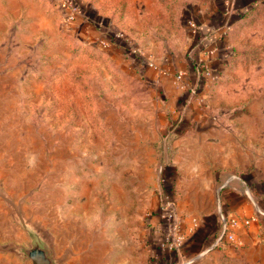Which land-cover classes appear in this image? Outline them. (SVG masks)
I'll return each instance as SVG.
<instances>
[{
	"label": "rangeland",
	"instance_id": "1",
	"mask_svg": "<svg viewBox=\"0 0 264 264\" xmlns=\"http://www.w3.org/2000/svg\"><path fill=\"white\" fill-rule=\"evenodd\" d=\"M71 1L64 22L47 0L54 37L0 31V264H31L12 250L30 243L22 220L59 264H202L213 248L231 264L236 240L212 237L223 193L211 174L227 153L247 171L264 163V0ZM190 10L220 15L213 77L193 91Z\"/></svg>",
	"mask_w": 264,
	"mask_h": 264
},
{
	"label": "crops",
	"instance_id": "2",
	"mask_svg": "<svg viewBox=\"0 0 264 264\" xmlns=\"http://www.w3.org/2000/svg\"><path fill=\"white\" fill-rule=\"evenodd\" d=\"M48 4L47 0H0V31L5 30L8 23H27L38 28L36 33L47 32L54 37L57 25L53 9ZM259 159L264 161L262 155ZM223 161L224 166L220 169L217 164L215 170L212 168L211 176L219 183V189L223 193L222 210L227 216L241 217L236 219L237 225L232 227L236 237V241L232 243L238 246L239 254L230 263L264 264V163L262 168L247 171L244 167L245 159L241 161L240 158L236 163L233 156L227 153L221 162ZM244 188L249 193L252 192L255 198L247 197ZM245 219H249V222L246 223ZM216 220L218 226L219 218L216 217ZM212 237L210 236V242ZM214 253L213 248L201 255L200 258L205 259L202 264H217V260L216 263L212 261Z\"/></svg>",
	"mask_w": 264,
	"mask_h": 264
},
{
	"label": "built area",
	"instance_id": "3",
	"mask_svg": "<svg viewBox=\"0 0 264 264\" xmlns=\"http://www.w3.org/2000/svg\"><path fill=\"white\" fill-rule=\"evenodd\" d=\"M63 7L62 17L64 22H70L72 18L78 13L77 6L75 2L71 0H55ZM225 4H229V0H224ZM188 26L192 30V34L198 35V48H195V54L193 58L195 62V82L193 85L190 86V89L193 91L195 86L200 81H203L205 84V80L210 79L213 77L212 71L210 68L211 61L210 58L215 55V53L218 50V46L209 42H205L204 33L202 31L201 24L198 23L195 19L191 18L188 20ZM227 30V27L222 31L219 35V39L221 38V34L225 33ZM117 38H121V33H115ZM214 38V37H213ZM216 38V37H215ZM214 38V39H215ZM212 39V41L214 40ZM99 44L103 47L108 46V44L111 43L110 39L106 37H102L99 40ZM197 50V51H196ZM183 75V74H182ZM220 218L222 223V229L221 232L216 237L214 244L220 243L224 238H226L229 241H235V233L232 231V227L237 225V220L234 217H228L225 212L222 210L220 212ZM245 222L248 223L249 219H245ZM223 233V235L220 237V234Z\"/></svg>",
	"mask_w": 264,
	"mask_h": 264
},
{
	"label": "water",
	"instance_id": "4",
	"mask_svg": "<svg viewBox=\"0 0 264 264\" xmlns=\"http://www.w3.org/2000/svg\"><path fill=\"white\" fill-rule=\"evenodd\" d=\"M23 228L29 238V245H13V252L20 256L28 257L31 264H59L60 259L56 258L52 246L45 234L30 221L22 220ZM223 233L220 234V237Z\"/></svg>",
	"mask_w": 264,
	"mask_h": 264
},
{
	"label": "trees",
	"instance_id": "5",
	"mask_svg": "<svg viewBox=\"0 0 264 264\" xmlns=\"http://www.w3.org/2000/svg\"><path fill=\"white\" fill-rule=\"evenodd\" d=\"M231 2L233 4V1H231ZM256 2L257 1H255L254 4ZM237 7L240 8L241 10H243V11H249L251 9V8L248 9L246 6H243V5H239ZM190 12H191V14H193V16H192L193 19H195L198 23L201 24L202 31L204 33L205 42H209L210 40H212V38L214 37V34L211 33V32L214 29L213 26L218 23V21L220 19V15H218L217 13H214L212 16H210L209 23L206 24V23L203 22L204 19L201 16L200 13H197V12L193 13V11H191V10H190ZM97 21L103 22L104 20L102 21V18L100 17V18H97ZM104 24H106V20H105ZM102 33H104V35L107 36L108 30L103 28ZM120 40L121 39H118L117 41L120 42ZM220 40H221V43H222L221 50H224L225 47L227 46L226 44H227V41H228V36H227L226 32L221 34ZM190 43L192 44V46H195V48L197 49L198 46L200 45V43L198 44V35H194L193 34ZM194 59L195 58L192 57V58H189L187 60L188 70H187V75H186L189 78H190V76L193 78V80H194L193 83L195 82V77L194 76H195V62H196ZM203 85H204V82L200 81L197 85H194V86H195V88L197 90H199V89H201L203 87ZM220 230H221V227L217 230V232L215 233V236L213 235V237H216L219 234Z\"/></svg>",
	"mask_w": 264,
	"mask_h": 264
}]
</instances>
